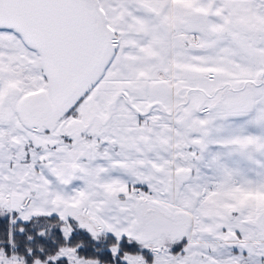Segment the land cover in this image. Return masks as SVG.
I'll use <instances>...</instances> for the list:
<instances>
[{"label": "snow or ice", "instance_id": "snow-or-ice-1", "mask_svg": "<svg viewBox=\"0 0 264 264\" xmlns=\"http://www.w3.org/2000/svg\"><path fill=\"white\" fill-rule=\"evenodd\" d=\"M0 264H264V0H0Z\"/></svg>", "mask_w": 264, "mask_h": 264}]
</instances>
